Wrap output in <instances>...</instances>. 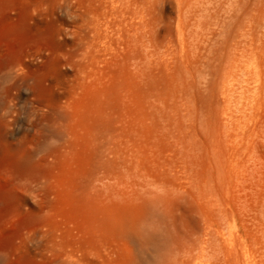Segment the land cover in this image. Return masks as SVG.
<instances>
[{
  "label": "bare ground",
  "instance_id": "obj_1",
  "mask_svg": "<svg viewBox=\"0 0 264 264\" xmlns=\"http://www.w3.org/2000/svg\"><path fill=\"white\" fill-rule=\"evenodd\" d=\"M4 6L0 0V15ZM195 7L203 32L192 52L204 50V81L219 94L206 128L227 133L230 102L236 107L222 196L205 192L215 188L204 173L196 196L166 180L144 188L140 52L120 54L96 46L99 34H79L65 61L73 70L67 98L51 101L46 75L24 62L28 44L10 43L20 26L0 28V264H264V0ZM125 93L133 117L126 148L117 126ZM81 151L87 167L76 182L78 200L92 223L30 229V194L45 193L50 204L48 167ZM18 198L26 214L16 222ZM18 241L30 242V258L17 256Z\"/></svg>",
  "mask_w": 264,
  "mask_h": 264
},
{
  "label": "rangeland",
  "instance_id": "obj_2",
  "mask_svg": "<svg viewBox=\"0 0 264 264\" xmlns=\"http://www.w3.org/2000/svg\"><path fill=\"white\" fill-rule=\"evenodd\" d=\"M2 1L6 6L0 15V28L20 26L13 31L10 43L28 44L24 45V62L30 70L46 75L45 94L51 101L67 98L73 70L65 61L76 47L79 34H99L96 46L120 54L140 52L144 65V188L166 180L175 184L177 192L196 196L204 185L200 180L204 173L210 174L215 188H207L206 193H225L227 182L221 160L224 145L230 147L236 141V107L231 101L226 117L232 123L227 133L206 128L208 119H216L212 113L219 94L214 85L204 81L208 75L204 50L192 52V39L201 41L203 32V22L193 20V8L201 0ZM8 2L11 9H7ZM187 23L192 26L190 30ZM128 71H133L131 65ZM125 94L121 103L124 112L117 122L124 148L130 142L133 123L132 112L127 109L130 96ZM84 157L81 151L79 156L61 158L48 167L51 185L46 194L50 204L45 201V193L30 194V229L36 224L65 228L92 223V211L80 204L77 193L80 171L87 167ZM15 202L18 222L26 210L20 198ZM16 253L30 258V242L18 241Z\"/></svg>",
  "mask_w": 264,
  "mask_h": 264
}]
</instances>
